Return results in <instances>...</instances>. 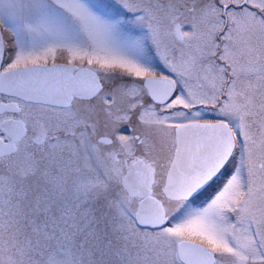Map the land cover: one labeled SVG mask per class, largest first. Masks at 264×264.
I'll return each mask as SVG.
<instances>
[{"label": "snow or ice", "instance_id": "1", "mask_svg": "<svg viewBox=\"0 0 264 264\" xmlns=\"http://www.w3.org/2000/svg\"><path fill=\"white\" fill-rule=\"evenodd\" d=\"M0 264H264V0H0Z\"/></svg>", "mask_w": 264, "mask_h": 264}]
</instances>
